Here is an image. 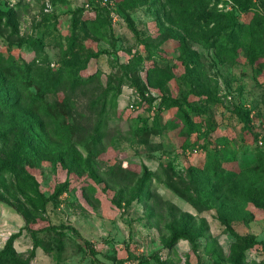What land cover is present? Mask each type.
I'll list each match as a JSON object with an SVG mask.
<instances>
[{
    "label": "rangeland",
    "instance_id": "1",
    "mask_svg": "<svg viewBox=\"0 0 264 264\" xmlns=\"http://www.w3.org/2000/svg\"><path fill=\"white\" fill-rule=\"evenodd\" d=\"M240 1L184 27L169 0H0V264H234L253 238L264 264V0Z\"/></svg>",
    "mask_w": 264,
    "mask_h": 264
},
{
    "label": "trees",
    "instance_id": "2",
    "mask_svg": "<svg viewBox=\"0 0 264 264\" xmlns=\"http://www.w3.org/2000/svg\"><path fill=\"white\" fill-rule=\"evenodd\" d=\"M169 1L175 13H177V16L179 17V19H176V18H170V19L173 21V23L182 25L184 27H188L186 25L189 21H192L195 16H201L205 12V9L207 8V4L209 3L210 0H169ZM239 7L242 12H247L248 10L251 9L250 1L249 2H247V0L240 1ZM3 14L8 16L7 18L8 23H10V25L16 31L17 29L16 24L12 20L13 11L12 10L6 11V12H3ZM239 24L240 23L236 21L235 17L230 18L228 24L225 25L224 29L220 31L216 35L217 37L215 38L216 41L221 44V46H224L225 51L231 54H233V52L235 51V48L237 46L236 43L240 42L239 38H240L241 25ZM233 41L236 45L231 48H228L227 44ZM224 43L225 45H222ZM156 69L157 70L150 71L148 79L150 83H152L155 86L156 85L158 86L159 77L163 78L166 73H164L163 70H160L158 68ZM75 77L76 79H84L80 77L79 75H76ZM165 100L169 102L170 106L176 105L179 103V101L173 97H167L165 98ZM13 103L14 101H12L11 98L10 99L4 98L1 100V103H0L1 109L6 110L9 107H11ZM234 111H235V114L239 118H241L244 122L248 121L249 115H248L247 110H243V108L238 106V107H235ZM144 191H145V194H148L149 185L145 186ZM180 236H189V232L184 229H180L179 231L176 232L174 237L177 238ZM86 243L90 245V242L88 240H86ZM255 243H257V240L255 238H253L252 241H246L242 249L232 256V262L234 264H239L241 259H243L245 251L249 249L250 247H252L253 245H255Z\"/></svg>",
    "mask_w": 264,
    "mask_h": 264
}]
</instances>
